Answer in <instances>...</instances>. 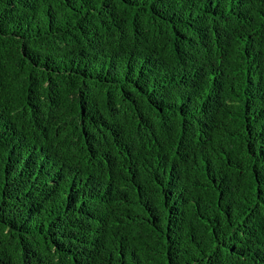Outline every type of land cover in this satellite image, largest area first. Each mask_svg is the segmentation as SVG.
I'll return each instance as SVG.
<instances>
[{"label":"trees","instance_id":"1","mask_svg":"<svg viewBox=\"0 0 264 264\" xmlns=\"http://www.w3.org/2000/svg\"><path fill=\"white\" fill-rule=\"evenodd\" d=\"M0 264H264V0H0Z\"/></svg>","mask_w":264,"mask_h":264}]
</instances>
